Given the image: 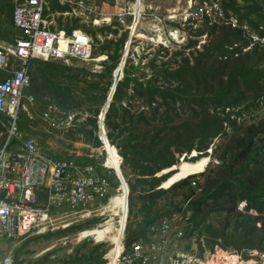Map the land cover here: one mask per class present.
Segmentation results:
<instances>
[{
    "label": "trees",
    "instance_id": "16d2710c",
    "mask_svg": "<svg viewBox=\"0 0 264 264\" xmlns=\"http://www.w3.org/2000/svg\"><path fill=\"white\" fill-rule=\"evenodd\" d=\"M220 1L226 18L232 14L238 24L246 23L249 29L257 33L264 31V0H241L242 4L237 0ZM4 2L11 23L13 5L8 1ZM53 7L62 9L55 3ZM259 26L263 28L259 29ZM76 28L77 26H72L58 30L70 33ZM210 28L209 38L202 48H196L188 55L183 51H174L170 54L167 48L160 46L155 57L149 62L150 67L152 66L149 77L146 75L131 77L129 67L124 64L120 75L122 78L118 80L114 89L103 126L109 144L117 149L112 147L118 164L121 157L125 163L134 161L144 169L155 170L157 177H168L163 182V188L167 189L155 190L162 181L161 178H155L152 174L145 176L147 173L141 171L142 178L136 186L122 173L129 188V214L133 212V197L139 198L144 204L142 219L135 224L129 219L127 221L122 240L125 247L137 241L159 218L157 214L152 213L159 198L169 194L165 197L170 200L168 207H175L172 199L179 191L192 184L188 179L193 176L186 177L201 173L207 167L203 164L209 160L207 156L193 163L186 162L184 149H189L195 142L186 122L200 121L209 113L221 115L234 133L228 143L231 147L222 151L218 160L220 164L214 172L202 174L203 186H198L195 191L185 194L180 205H185L183 206L185 215L189 214L188 222L193 226L191 232L194 230L199 234L207 232L211 249L215 245L232 250L228 249V245H231L236 251L262 246L264 229L258 230L257 223L260 219L251 216L250 211L254 210L258 216L264 212V139H255L264 132V118L257 125H246L243 115L264 105V47L253 46L245 51L249 41L241 29L217 24L211 25ZM126 39L125 32L122 39L115 42L114 52L107 55L111 64L105 67V73L110 77V85L101 98L100 107L94 111L95 119L89 120L90 124L87 123L91 128L87 129L86 126L80 125L77 132V135L85 137V141L95 148L102 144L99 140L100 131L96 117L98 118L101 113L112 87L115 72L124 53L120 47ZM112 43L101 51L110 49ZM196 43L191 41L185 49L191 45L196 46ZM160 53L162 58L169 57L166 61H161L157 68L154 65ZM177 57L180 59L176 60ZM34 66L37 67L33 68ZM66 71L63 63L43 62L38 59L31 61L29 92L40 100L41 97H50L49 101L44 103L37 98V113L50 106L56 96L64 98L72 91L71 87H62L55 82V78L65 75ZM95 87L97 90L101 89L100 86ZM123 98L128 100L122 105ZM61 103L66 105L68 102L65 100ZM177 105L180 106L179 109ZM182 115L185 117L184 121L175 124ZM35 121L23 114L19 120V129L24 132L30 131L31 125H36ZM199 125L200 123L197 128ZM75 126L77 127V124ZM191 151V157L198 155L196 149L191 148ZM88 164L97 167L99 172L106 171L91 159H85L80 165ZM107 167L110 168L108 160ZM108 179L112 182L111 178ZM116 179V185L112 182L115 189L119 185ZM182 179L184 180L181 181ZM177 180L179 181L176 182ZM137 188L140 189L141 195H138ZM145 198L148 201H145ZM237 200L245 201V213H235ZM212 214L219 216L225 214L222 227L215 229L207 223ZM228 229L233 232L231 236L226 234ZM257 230L260 232L256 238L251 236V233ZM57 231L54 233L60 235L65 230ZM188 231L189 227L186 228V232ZM86 243L83 242V245ZM106 252L107 250L101 249L100 244H96L83 254L76 251L61 264H103L106 261L104 259Z\"/></svg>",
    "mask_w": 264,
    "mask_h": 264
},
{
    "label": "rangeland",
    "instance_id": "374dc122",
    "mask_svg": "<svg viewBox=\"0 0 264 264\" xmlns=\"http://www.w3.org/2000/svg\"><path fill=\"white\" fill-rule=\"evenodd\" d=\"M188 1L189 0H140V12H136L133 9L135 7L136 0H94L93 3L99 6L105 13H125L122 17L123 23L117 21L115 17V20L112 21L110 25L103 24L99 26H93L87 18L70 11L68 8L63 9L62 6V9L59 7L54 8L52 4L50 6V10L48 11L49 19L52 22L51 26L57 30L59 28L65 29L72 26H77L76 29L80 31L84 30V33L89 35L92 39V57L96 60L89 62L73 60L69 63L63 64L67 68L65 75L57 76L55 78V82L60 84L62 87H71L72 91L64 98H61L60 95V98L56 96L55 99L51 101L52 103L50 104V107L51 109H55V112L59 111L60 115L73 114L74 122L77 124V127L74 126L66 132L50 131L37 118L36 121L32 120L35 121L36 125H31L30 131H23L22 133L35 137L37 145L53 156L69 158L79 164L83 163L85 159L94 160L95 163L98 165L100 164V168L102 167L106 170L107 176L115 183L116 177L114 176L116 174L112 167H107L108 158L106 152L104 151L103 144L100 142L101 146L99 148H95L89 142L87 143L85 141V137L77 135L80 125L81 127H83V125L86 126L85 128L87 129L91 128L87 125V123L90 124L89 120L95 119L94 111L100 107L101 98L104 94H106L107 89H109L110 77L105 73V67L109 66L111 62L108 60L107 55L114 52L115 42L121 40L123 34L126 32L127 39L120 48H122L124 53L126 52L125 65L129 67L130 76L142 77L146 75L149 77L152 73V66L150 67L149 62L155 57L157 49L160 46L167 48L170 54L174 51H183L185 55H188L190 52H194L196 48L201 49L204 42L208 40L209 31L211 30L210 26L214 23L205 24L206 22H203V24L198 25L196 29H193L190 25L183 23L182 18L184 17L188 7ZM193 1L196 3L206 2L207 4L216 2L219 5L220 12L224 16V19L226 18L225 11L221 6L220 0ZM237 2L239 4L243 3L241 0H237ZM134 11L138 16V20L134 35H131L130 30L126 28V26H128L131 21V16L128 15V13H133ZM230 18L235 19L236 17L230 14ZM245 24L246 23H244V25L237 24L240 27L236 29H241L245 36H248V34L251 33H257L254 32L253 29H249ZM230 28L235 29L233 27ZM258 28L261 29L263 26H259ZM201 29H203L202 32H197ZM174 31H176V33ZM14 36L12 25L10 23V14L5 7V2L0 0V44L11 43ZM191 41L197 42L196 46L192 47L193 45H191L190 48L185 49ZM110 42H113L112 45H110V49L108 48L102 52L101 49L109 47ZM247 49H249V47ZM161 56L162 54L160 53V56L156 57L154 66L157 68L161 61H166L169 57L162 58ZM179 59L180 57L176 58V60ZM35 67L37 66H34L33 68ZM72 76L75 77L72 78ZM120 77L122 78V76ZM96 85L100 86L101 89L97 90V87H95ZM131 90L132 88L130 87V93ZM49 95H51L50 92ZM37 98L39 99V97ZM49 98L50 97H41V100H39L44 103L49 101ZM65 100L68 102L66 105L61 103ZM127 100L128 99L123 98L122 105L126 104ZM177 108L179 109L180 106L177 105ZM263 118L264 105L243 115L246 125H257ZM184 119L185 117L182 115L175 122V124L181 123ZM96 120L98 121L97 117ZM199 123V128H197ZM186 124L195 142L189 149H184L185 160L188 163H193L200 158L207 156L209 160L203 163L207 167H205L204 171L201 173L186 177L189 178L193 176L188 179V182H191L192 184L190 186L187 185L183 191H179L177 196L172 199L175 203V207H168L170 200L165 197L169 194L157 200V205L152 210V213L157 214L159 218L138 239L142 241L157 239L159 236L157 234L158 231L156 233V228L162 220H168L171 224V229L166 234L167 243L165 245V260L179 251L191 252L203 256L208 252L215 251L217 248L223 249L220 245H215L212 249L210 248V237L207 232L203 231L201 234H199L197 230L191 232L193 226L188 222L189 214L185 215V208L183 207L185 205L181 206L180 204L184 201L185 194L192 190L195 191L198 186H203L204 178L202 177V174L214 172L216 170L220 164L218 161L219 156L225 148L231 147L228 143H230L231 136L234 133L228 128L221 115L213 113L203 116L200 121L190 120L187 121ZM3 130L4 129L0 126L1 146L6 139L5 131ZM260 138L264 139V132L255 137L256 140H259ZM14 145L15 143H13L12 140L10 147L14 148ZM234 145L235 144H233V146ZM191 148L196 149L198 153L196 157H191ZM114 154L116 155L115 152ZM120 169L121 172L124 173L126 179L136 186V183H139V179L142 178L140 175L141 171H144L145 174L147 173L145 176L152 174L155 178H161L162 181L159 182L155 190L167 189L163 188V182L168 179L167 176L157 177L155 170L144 169L143 167L138 166V164L134 161L125 163L120 157ZM124 175L123 178L126 183ZM178 181L179 180L176 182ZM193 183L196 184L193 185ZM118 187L119 188L117 189L119 191L115 192L118 197L114 202L116 205L123 204V212L121 208L117 209L113 207L112 203H108L106 200L102 201L99 205L89 206L86 210L80 212L79 214L66 218L67 222L72 224L66 229L58 230H65L63 234L59 235L51 232L52 234L50 235L48 233V235H31L10 242H2L0 245V255H9L12 259V264H61L69 256L74 255L76 251H78L79 254H83L84 252L90 250L94 245L100 244L102 250H107L104 255V259L106 260L105 257L108 254L109 258L113 260L117 256L120 249L119 243L125 221V195L122 193L120 183ZM144 188L147 189V187ZM136 190L139 192L138 195H141L140 189L137 188ZM144 200L148 201L146 198ZM132 202L134 205L132 209L133 212L129 214L128 205L125 225L127 224L128 219L133 224L142 219L141 213L144 204L141 203L137 197H133ZM176 206H179L180 208H177ZM237 212L238 211L236 210L235 213ZM260 214L264 215V212ZM260 214L259 216L257 214L251 215L260 219L258 222L260 225L257 223V227L259 228L258 230H261V228L264 229V220ZM64 218L65 217L63 216L60 217L58 223ZM224 219L225 214L221 216L212 214L208 218L207 223H210L213 228L217 229L218 227H222L224 225ZM79 227L81 229H91L88 230L89 235L94 236L96 241H100L105 238L104 241L95 243L92 238L84 241H78L77 231L80 229ZM187 227H189L188 232H186ZM258 230L252 232L251 236L256 238L258 232H260ZM179 232H181V235H179ZM226 234L231 236L233 232L228 229ZM85 241L87 243L84 246L83 242ZM254 241L255 239H253V242ZM228 246V249L233 250L231 245ZM103 264H107V261Z\"/></svg>",
    "mask_w": 264,
    "mask_h": 264
},
{
    "label": "built area",
    "instance_id": "2783aa9c",
    "mask_svg": "<svg viewBox=\"0 0 264 264\" xmlns=\"http://www.w3.org/2000/svg\"><path fill=\"white\" fill-rule=\"evenodd\" d=\"M2 1L13 5L11 25L15 36L11 43L0 44V126L5 128L6 137L0 147V245L2 242L66 229L72 224L66 218L105 200L113 207L121 208L122 212L124 210L123 204L116 205L114 202L118 197L115 192L119 190L113 187L106 171L99 172L92 164L80 165L69 158L49 154L37 145L35 137L22 133L18 121L24 114L30 120L38 118L48 130L57 132H66L75 126L73 114L60 115L50 106L37 113V99L28 90L33 59L63 64L73 60H96L92 57V39L89 35L78 29L65 33L51 26L50 6L55 3L68 8L87 18L93 26L110 25L115 17L123 23L125 13H105L93 3L94 0ZM187 5L182 21L192 28L193 22H206L209 18L230 21V27H240L236 19H224L216 2L207 4L189 0ZM128 15L131 21L126 28L134 35L138 16L135 11ZM247 37L249 49L253 46L264 47V31L248 34ZM12 140L14 148L10 147ZM127 208L126 201L125 214ZM236 210L245 213L246 203L237 200ZM250 214L256 215L254 210ZM62 216L65 218L58 223ZM260 216L264 220V215ZM170 229V222L164 219L156 228L157 239L137 240L125 247L122 237L117 257L112 261L107 254V264H264V239L261 248L241 251L217 248L203 256L179 251L165 260L166 234ZM88 230L91 229L80 228L77 240L94 239ZM104 239L94 241L100 243ZM11 260L9 255H0V264H12Z\"/></svg>",
    "mask_w": 264,
    "mask_h": 264
},
{
    "label": "water",
    "instance_id": "95a60500",
    "mask_svg": "<svg viewBox=\"0 0 264 264\" xmlns=\"http://www.w3.org/2000/svg\"><path fill=\"white\" fill-rule=\"evenodd\" d=\"M125 61H126V52L123 53L122 58H121V60L119 62V65H118L119 73L121 75H122V68H123V66L125 64ZM120 78H117V77L114 78L113 83H112V87H111V89L109 91V94L107 96V99H106V102H105V105H104L105 107H103L101 113L98 116V127H99V131H100L99 140L101 141V143L103 144V147H105V148H108L111 145L109 144V142H108V140H107V138L105 136V128L103 126V120H104V116H105V113L107 111V108L109 107V103H110V101L112 99V93H113V91H114V89L116 87V84H117V82H118V80ZM111 147H113L114 149H116L114 146H111ZM115 173H116V175H117V177L119 179L120 186L123 187L125 189V191H126V201L128 202L129 189L127 187V184L124 181V178H123L121 169L118 168L117 169V172H115ZM125 227H126V225L123 224L121 238L123 237V232L125 231Z\"/></svg>",
    "mask_w": 264,
    "mask_h": 264
},
{
    "label": "bare ground",
    "instance_id": "6f19581e",
    "mask_svg": "<svg viewBox=\"0 0 264 264\" xmlns=\"http://www.w3.org/2000/svg\"><path fill=\"white\" fill-rule=\"evenodd\" d=\"M139 4H140V0H139V3L137 4V0H136V4H135V7H134V10L137 12V11H139L140 12V10H139ZM136 15V14H135ZM212 23H214V24H221V25H224V26H231V22L230 21H218V20H216V19H214V18H209L207 21H206V23L205 24H212ZM200 24H203V22H193V29H196L197 27H198V25H200ZM134 28V27H133ZM123 69V68H122ZM120 73H119V69H117L116 70V72H115V75H114V77L116 78V76H118L117 78H120ZM114 92H115V90L113 91V93H112V96H113V94H114ZM105 107V106H104ZM104 151L106 152V154H107V158H108V162L110 163V167H112L113 169H114V171L115 172H117V169L118 168H120V164H118L119 162H117V160H116V155L114 154V151H113V148L111 147V146H109L108 148H105L104 147ZM121 188V190H122V193H123V195H125V200H126V191H125V189L123 188V187H120ZM126 218H127V215L125 214V221H124V224H125V222H126ZM124 233V232H123ZM120 250V249H119ZM119 252V251H118ZM117 255H118V253H117ZM117 257V256H116ZM115 257V258H116ZM108 258H109V256H108ZM114 258V259H115ZM114 259L112 260V261H114Z\"/></svg>",
    "mask_w": 264,
    "mask_h": 264
},
{
    "label": "crops",
    "instance_id": "0c3cea01",
    "mask_svg": "<svg viewBox=\"0 0 264 264\" xmlns=\"http://www.w3.org/2000/svg\"><path fill=\"white\" fill-rule=\"evenodd\" d=\"M13 10V9H12ZM11 24H12V21H11ZM37 99V98H36ZM21 118V116H20ZM20 120V119H19ZM18 126H19V121H18ZM2 129H4L3 131H5V128L2 127ZM1 146V145H0Z\"/></svg>",
    "mask_w": 264,
    "mask_h": 264
}]
</instances>
